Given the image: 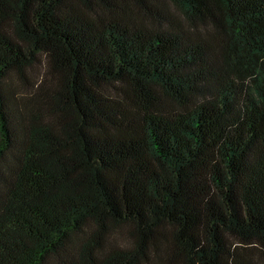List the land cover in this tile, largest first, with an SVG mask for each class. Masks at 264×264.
Returning a JSON list of instances; mask_svg holds the SVG:
<instances>
[{"label": "trees", "instance_id": "trees-1", "mask_svg": "<svg viewBox=\"0 0 264 264\" xmlns=\"http://www.w3.org/2000/svg\"><path fill=\"white\" fill-rule=\"evenodd\" d=\"M256 248L264 0H0V264Z\"/></svg>", "mask_w": 264, "mask_h": 264}, {"label": "rangeland", "instance_id": "rangeland-1", "mask_svg": "<svg viewBox=\"0 0 264 264\" xmlns=\"http://www.w3.org/2000/svg\"><path fill=\"white\" fill-rule=\"evenodd\" d=\"M45 64L42 63L40 64L37 68H36V77H38L39 79H42L44 77L45 74ZM126 230L123 228H115V232H114V236L119 237L120 240H125L127 239L126 235ZM253 253H255V257L256 259L259 260L260 264H264V253H262L259 249H252L251 250Z\"/></svg>", "mask_w": 264, "mask_h": 264}]
</instances>
